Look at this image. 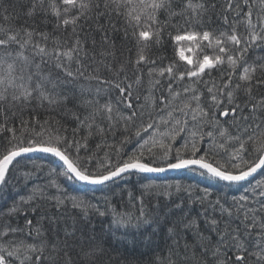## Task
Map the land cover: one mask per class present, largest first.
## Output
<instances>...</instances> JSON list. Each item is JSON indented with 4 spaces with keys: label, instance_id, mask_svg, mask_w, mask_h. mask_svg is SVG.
<instances>
[{
    "label": "snow or ice",
    "instance_id": "snow-or-ice-1",
    "mask_svg": "<svg viewBox=\"0 0 264 264\" xmlns=\"http://www.w3.org/2000/svg\"><path fill=\"white\" fill-rule=\"evenodd\" d=\"M165 36L184 64L152 54ZM195 49L202 59L186 55ZM258 51L264 0H0V199L47 177L0 208V264H104L90 216L105 217L133 175L136 211L111 208L108 228L163 226L168 254L153 264H264ZM34 154L54 162L30 167ZM169 170L243 191L229 201L207 187L193 197L191 185L143 183ZM65 180L100 189L104 204L69 195Z\"/></svg>",
    "mask_w": 264,
    "mask_h": 264
},
{
    "label": "trees",
    "instance_id": "trees-1",
    "mask_svg": "<svg viewBox=\"0 0 264 264\" xmlns=\"http://www.w3.org/2000/svg\"><path fill=\"white\" fill-rule=\"evenodd\" d=\"M164 41V44L160 48L154 49L152 54L155 57L163 56L165 58L163 61L165 65H167L169 61L173 60L177 63L184 64V62L179 61V57L173 47L174 42H172L167 36H165ZM206 52L209 55L212 54L211 49H207ZM131 54L135 56L134 49ZM203 54L205 53L200 52L199 49H195L194 61L197 56L202 59ZM257 54L264 55V51H258ZM214 76H218V74L214 72ZM53 162L52 158L44 156L43 154H34V160L30 162L29 166L31 167L33 163L38 166L43 165L45 166L46 171L47 167H50ZM149 182L157 185H175L177 183L184 185L185 187L191 185L193 197L202 195L200 190L207 187L212 192L213 197L227 194L229 201H231L232 195H239L243 191L242 187L237 188L233 186L232 188H228L225 186L224 182L214 181L208 177L201 176L198 172L188 170H182L180 172L166 174L163 176L144 174L143 183ZM34 183L46 184V175L41 174L38 178L34 177L27 185L20 183L15 189L8 190L5 198L0 199V208L7 211V208L11 206L12 200L18 199L19 196L28 195L29 190ZM140 183L141 177L137 175H133L131 178L124 181H119L118 184L120 187L116 188V194L114 196H110L111 208H115L118 212H135L136 209L132 208V205L129 203V193L138 197L140 194ZM63 184L65 191L69 195H86L93 203L99 202L101 205L104 204L102 198L105 193L98 188L83 185L78 182L73 183L72 181L67 180L63 181ZM122 190L123 194L121 195ZM48 191L56 193L55 188H49ZM179 195L186 196L183 192ZM176 196L177 194L173 192V199H175ZM146 203H148L149 210L152 211L154 210L157 200L154 196L150 203L147 200ZM159 203L163 208V205L166 203L163 196H160ZM189 206L191 207L192 215H196V213L200 211L199 204L189 205V202L185 199V207L187 208ZM111 208L108 209V214L105 217H99L95 215V213H92L90 216L91 224L95 226L96 232L98 234H102L104 237L106 248L104 264H153V261L160 259L161 256H167L168 253L166 251L165 244L166 234L163 226H161L156 232H153L152 225L144 226L139 230L136 228H119L110 231L108 226L112 221ZM53 211H55V209H53ZM20 223L23 224V218L20 219ZM101 229H103V233H101ZM148 235H151V241L145 239Z\"/></svg>",
    "mask_w": 264,
    "mask_h": 264
},
{
    "label": "water",
    "instance_id": "water-1",
    "mask_svg": "<svg viewBox=\"0 0 264 264\" xmlns=\"http://www.w3.org/2000/svg\"><path fill=\"white\" fill-rule=\"evenodd\" d=\"M180 171H182V170H169V171L164 172V173H151V174H148V175L163 176V175H166V174H171V173L180 172Z\"/></svg>",
    "mask_w": 264,
    "mask_h": 264
},
{
    "label": "rangeland",
    "instance_id": "rangeland-1",
    "mask_svg": "<svg viewBox=\"0 0 264 264\" xmlns=\"http://www.w3.org/2000/svg\"><path fill=\"white\" fill-rule=\"evenodd\" d=\"M194 51L193 52H190V53L189 52H186V55L187 56H190L193 59V61H194Z\"/></svg>",
    "mask_w": 264,
    "mask_h": 264
}]
</instances>
